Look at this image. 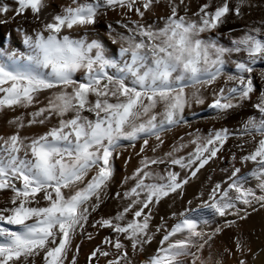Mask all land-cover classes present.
<instances>
[{
    "label": "snow or ice",
    "instance_id": "obj_1",
    "mask_svg": "<svg viewBox=\"0 0 264 264\" xmlns=\"http://www.w3.org/2000/svg\"><path fill=\"white\" fill-rule=\"evenodd\" d=\"M0 116V264H256L264 0H0Z\"/></svg>",
    "mask_w": 264,
    "mask_h": 264
},
{
    "label": "bare ground",
    "instance_id": "obj_2",
    "mask_svg": "<svg viewBox=\"0 0 264 264\" xmlns=\"http://www.w3.org/2000/svg\"><path fill=\"white\" fill-rule=\"evenodd\" d=\"M245 111L247 112H251V109H246ZM4 118L2 116H0V128H3L4 126ZM225 123V122H224ZM236 122L233 120H229L226 122V125L233 126ZM119 162V161H118ZM119 165V164H118ZM223 174L220 173L218 170L217 172L213 173V178L214 179H218L222 176ZM199 181H195L194 182V189L195 191H199ZM192 191V189H190V192ZM109 208L114 211L115 210V205L110 203L109 204ZM108 209H106L107 211ZM260 219H264V213H260V214H254L247 222V224L244 226L243 228V234L245 236H248L249 239L252 242V246L253 248L256 250L257 255H256V264H264V253H262L261 251V246L264 245V228H262L261 226H257V225H253L255 220H260ZM261 222V221H260ZM259 223V222H258ZM260 225V224H259ZM254 231V235H252L251 233ZM79 242V241H78ZM228 242V237L225 236H221L219 238H217L216 243L213 245L212 248V252L215 253V251L221 247L223 244ZM81 243V249H80V253H79V262L80 264H84V260H85V256L89 251V248L91 247V245L89 244V242L84 241V242H79ZM208 250L205 249V251L202 253V255L207 258L208 257ZM140 259H143V257H140ZM69 260H71V253L69 254ZM249 264H251V260L249 261Z\"/></svg>",
    "mask_w": 264,
    "mask_h": 264
},
{
    "label": "rangeland",
    "instance_id": "obj_3",
    "mask_svg": "<svg viewBox=\"0 0 264 264\" xmlns=\"http://www.w3.org/2000/svg\"><path fill=\"white\" fill-rule=\"evenodd\" d=\"M259 15H260L259 12L254 13V16H259ZM246 19H248V18H246ZM222 42H224V41H222ZM199 115H200L201 119L198 121L197 126L201 127V128L204 129V130H206L207 127H211V126H212V125L209 124L207 121H205V120L202 119V117L206 116L207 113L201 112V113H199ZM215 123H216V126H219L221 123H224V122H215ZM225 126H228V125L225 124ZM230 127H231V126H230ZM117 164H119V162H117ZM260 221H261V222H260ZM258 222H259V223H258ZM254 224L257 225V226H261V227H262V224H264V219L255 220L254 223H253V225H254ZM259 224H260V225H259Z\"/></svg>",
    "mask_w": 264,
    "mask_h": 264
}]
</instances>
